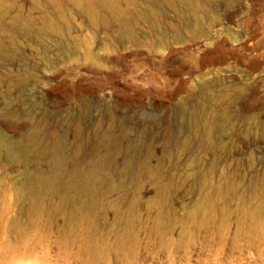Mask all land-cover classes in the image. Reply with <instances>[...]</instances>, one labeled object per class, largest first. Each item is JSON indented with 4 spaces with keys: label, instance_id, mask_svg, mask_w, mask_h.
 <instances>
[{
    "label": "rangeland",
    "instance_id": "obj_1",
    "mask_svg": "<svg viewBox=\"0 0 264 264\" xmlns=\"http://www.w3.org/2000/svg\"><path fill=\"white\" fill-rule=\"evenodd\" d=\"M134 1L0 0V264H264V0Z\"/></svg>",
    "mask_w": 264,
    "mask_h": 264
},
{
    "label": "bare ground",
    "instance_id": "obj_2",
    "mask_svg": "<svg viewBox=\"0 0 264 264\" xmlns=\"http://www.w3.org/2000/svg\"><path fill=\"white\" fill-rule=\"evenodd\" d=\"M35 1L38 2L39 0H35ZM76 1H78L79 3H82L84 0H76ZM87 1L89 2V0H87ZM152 1H157V0H152ZM160 1H162V3H164L167 6H172L173 2H174V0H160ZM105 3L107 4L108 2H105ZM134 3L136 6H138V4H140L138 0H135ZM179 4L184 6V5L193 4V2H191L189 0H179ZM85 14L90 16L91 19L94 20V12L92 11L90 4H89V6H85ZM122 20H124L123 17H122ZM123 25H124L125 31H129L128 23L125 22V23H123ZM47 30L55 32L57 34L61 33V31L54 26L47 27ZM222 45L223 44L220 42H217V43L215 42L214 44H212L210 47L206 48V50H205L206 51V59L205 60L208 64H211L213 66L212 69H215L218 66L226 63V60L224 58L218 56L219 52L221 51ZM5 52H6L5 48L0 45V55H4ZM216 53H218V54H216ZM5 145L6 144H3L2 146H5ZM98 175L99 174L97 173L96 176H98Z\"/></svg>",
    "mask_w": 264,
    "mask_h": 264
}]
</instances>
